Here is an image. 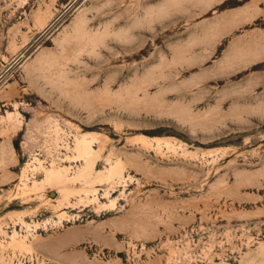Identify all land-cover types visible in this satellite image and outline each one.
Returning <instances> with one entry per match:
<instances>
[{
  "label": "rangeland",
  "instance_id": "1",
  "mask_svg": "<svg viewBox=\"0 0 264 264\" xmlns=\"http://www.w3.org/2000/svg\"><path fill=\"white\" fill-rule=\"evenodd\" d=\"M0 264H264V0H0Z\"/></svg>",
  "mask_w": 264,
  "mask_h": 264
}]
</instances>
